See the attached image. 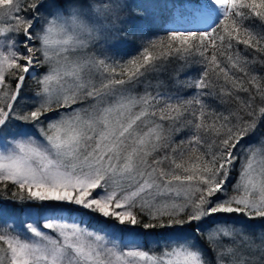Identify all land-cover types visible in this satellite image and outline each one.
<instances>
[{
  "label": "snow or ice",
  "instance_id": "obj_1",
  "mask_svg": "<svg viewBox=\"0 0 264 264\" xmlns=\"http://www.w3.org/2000/svg\"><path fill=\"white\" fill-rule=\"evenodd\" d=\"M0 264H264V0H0Z\"/></svg>",
  "mask_w": 264,
  "mask_h": 264
},
{
  "label": "trees",
  "instance_id": "obj_2",
  "mask_svg": "<svg viewBox=\"0 0 264 264\" xmlns=\"http://www.w3.org/2000/svg\"><path fill=\"white\" fill-rule=\"evenodd\" d=\"M181 2H182V0H176V3H178V4L181 3ZM165 15H166L167 23H164L163 24V27H170L171 24H172V21H173V17H175V16H171V15H167V14H165ZM157 24L159 25V24H161V22L158 21ZM144 27H145V29H148L149 27H152L153 30L156 31V32H158L160 35H163L164 34L162 27L152 26L150 24V21L149 20H145L144 21ZM139 35H140L139 33H136V34H133L131 32L129 33V37H128L129 44L126 47V55L127 56H134L136 54V51H137V48H138L139 42H140L139 41ZM241 47H243V46H241ZM193 74H195V73H193ZM28 85L29 86L25 90V92H26V94L28 96H31L32 93H33V91L37 88V85H36L35 80H29L28 81ZM9 187H11V185H9ZM10 206H14L15 207L17 205L11 204ZM89 219L90 218H88V221H89ZM88 225H89V228L90 229H92L94 231H97V232H100V231H98L99 228L104 227L103 225H98L95 221H91V223H88ZM110 231H112V230L109 229L107 232H110ZM149 239L151 240V239H154V238L153 237H149Z\"/></svg>",
  "mask_w": 264,
  "mask_h": 264
},
{
  "label": "rangeland",
  "instance_id": "obj_3",
  "mask_svg": "<svg viewBox=\"0 0 264 264\" xmlns=\"http://www.w3.org/2000/svg\"><path fill=\"white\" fill-rule=\"evenodd\" d=\"M182 25L183 26H187L185 18L175 16V17H173V21H172V24H171L170 28L171 27H178V26H182ZM14 210L16 211V214L20 216L21 219H25L26 218L24 215H22L18 211V206H15V207L14 206H10L8 208V211H10V212L11 211H14ZM84 219H85V223L82 224L81 226L82 227H87L89 230L94 231V230H92V229L89 228V225H88V217H85ZM69 222H72V221H69ZM76 222H79V221L77 220ZM10 223H11V221H10ZM112 231H110V232H98V234L104 235L109 240L118 238L119 237V233H116V236L109 235V233H111Z\"/></svg>",
  "mask_w": 264,
  "mask_h": 264
}]
</instances>
